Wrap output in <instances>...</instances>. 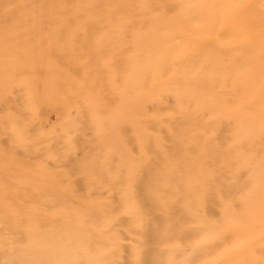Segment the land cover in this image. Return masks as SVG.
Masks as SVG:
<instances>
[{"label": "rangeland", "instance_id": "374dc122", "mask_svg": "<svg viewBox=\"0 0 264 264\" xmlns=\"http://www.w3.org/2000/svg\"><path fill=\"white\" fill-rule=\"evenodd\" d=\"M201 1L150 20L199 11ZM211 2L219 6L207 22L218 31L189 49L175 38L186 55L163 70L154 56L149 73L159 83L145 92L110 68L96 88L86 76L97 73L63 62L79 61L83 44L116 42L106 56L136 55L137 35L122 21L117 35L103 36L88 16L49 24L58 38L48 41L70 47L71 59L41 62L19 47L3 69L0 55V264H264V0ZM62 25L68 37L55 34ZM13 26L0 21L2 31ZM15 36L22 45L41 40L12 34L0 50ZM44 63L48 72L38 69ZM150 181L163 213L140 205Z\"/></svg>", "mask_w": 264, "mask_h": 264}, {"label": "bare ground", "instance_id": "6f19581e", "mask_svg": "<svg viewBox=\"0 0 264 264\" xmlns=\"http://www.w3.org/2000/svg\"><path fill=\"white\" fill-rule=\"evenodd\" d=\"M183 1L184 0H141L139 1L140 4H138V1L136 2L134 0H0V21H2L3 23L10 21L12 22V24H14V26L12 28H9V30L7 31H2L0 29L1 39L4 36H11L12 34H15L17 36H22L23 34L25 37L31 38V40L41 39L39 40V44L31 43L30 45L29 43L22 45L21 43L17 42L18 40H16V36L15 39H7V42L2 44L0 50V55L2 56L3 60H1V68H10L12 62H9V57L12 55L17 56L19 47H21L23 52L32 51V53L37 54L39 57L38 59L41 62H44L46 58L50 59V56L53 53H55L53 55L56 56L57 53H60L64 54L65 57H68L70 59L73 58V56H71V51H69L71 50L70 47L68 49V47H65V44L61 45L57 42H52L51 40V42L48 41V39H52L55 37L58 38L54 35V32L51 33L50 30L46 29V27L52 22L66 25L72 23L70 21L78 22L77 18L82 19L84 17L85 19V17L88 16L87 18H90L92 20H86H88L89 22H94L96 25H98V27H101L102 29L100 31H102L101 35L103 36V34L105 33H115L117 35L118 30L115 27V24L122 21L121 23L126 24L124 25L126 26V29H128V23L131 26L128 34L136 33L137 35V39H132L136 44H130L129 41V45H132V48L130 49L134 50V54L136 55H131V57H128L127 54L126 58L124 59L123 56L118 53L115 55L109 54L110 59H107L109 55H106L110 50L114 49V47L117 46L116 42L110 43L109 45L96 43L93 47L91 45L82 43L83 45H78V48H80V50H87H85V52L78 53L77 56H75L78 58V55L81 54V56L79 55L78 58L79 61L76 59L80 63L73 59L72 61L67 60L69 63H67L66 61L63 62H65L68 67L71 66L73 68H83V76H86V74L88 75V73H90L89 75H92L91 73L94 72L95 74L97 73L98 75L92 76L93 78H96L98 76L99 79L96 78L97 80L92 79L91 76V78L86 76V82H93V85H95L96 88H99L101 86L100 83H103V77L105 76V73H108V68H110L115 73L124 72L126 74V78L128 76V78H130L129 80H132L131 83L129 82V90L138 88L142 92H145L147 91V84L154 85L156 83H159V77L153 76L154 72L149 73V66H152V68H154L151 62V59H153L154 61V56H162V60L156 63V67L158 66L163 70L164 68L169 67V65L177 66L181 58L186 55L184 52V48L180 47L179 49H177V44L174 43L175 38L180 40L183 47L189 49L192 46L196 47L200 41H202L204 38H207L205 35H207L209 31H218L215 28L217 27L215 23H210L209 21L207 22L208 11L211 10L213 14L216 5L217 8L219 6L218 3L213 4L211 2L212 0H202L196 6L200 7L199 11L196 10V12H192V9L194 8L192 7L191 11H183L182 13L173 15L171 17L170 15H167V17L165 15L163 17H160L159 19L150 20L151 15L154 17V13L160 12L161 10H163V8H165L166 11H173L172 9L174 8V6ZM216 1L218 2L219 0ZM59 3H62L63 5V8H61L60 10L56 8V5ZM102 4L109 5V8L107 10H104L103 12H100ZM142 5H144L145 9L144 12L140 14L138 13V6ZM191 19H195L197 21L196 25L192 24ZM155 22H159L158 25ZM30 23H37L39 25H42L43 28H28L27 26H29ZM63 25L60 29H58V31H61L60 33L55 32L56 35L58 34L59 37L62 36V38L63 36L68 37V35H65L64 32H68L69 30L68 28L66 29ZM107 25L110 27H107ZM158 33H160L162 36L160 40H158V38L156 37V35H159ZM45 36H47V38H44ZM56 38L54 40L57 41ZM76 48L72 49V53L76 52V50L80 51ZM136 56L139 58L135 59ZM80 58H82V62L80 61ZM140 58L141 61H138ZM42 65L43 64H41V67H44L45 69H38H42L43 71L48 72V66H46V64L44 66ZM63 67H65V65ZM102 74L104 76H102ZM115 76L117 78L118 75L115 74ZM116 78V82L122 81ZM47 79L49 82L52 81L49 78ZM47 79H43L44 82H46ZM109 85H111L110 88L112 91H114L115 95H120L119 89H117L118 91L115 90V87L112 89L113 84L111 82H109ZM104 86L106 85L103 84L101 86V89H103ZM95 87L94 89H96ZM154 87H156V85H154ZM131 92L132 91H129L128 95H130ZM4 97L5 95H2V99ZM6 100H8V98ZM180 119L182 118H179V120ZM184 137L185 134L183 132L182 138ZM177 147L181 148L180 145H177ZM215 157L217 156H212L213 159H215ZM156 175L157 172L155 171V173L151 174V177L155 179ZM141 178L143 179V177L140 175L138 179ZM149 184L153 185V188L149 191V193L148 191L145 192V190H142L144 188L140 185L134 190V192H136L135 194H138L137 196H139L140 198L142 192H145V198L139 199L141 202L140 205L143 207V209L145 208L144 211H149L145 213L154 212L155 209H157L160 213H163V202L155 201L158 197V194H160V192L157 191L159 188H156V186H159L151 181ZM167 200L169 201V199ZM159 205H161L160 208ZM171 210H180V208L177 205L176 207L170 206V211ZM146 224L147 223H144V226ZM148 229L149 227L146 225V232L156 234L159 231L158 227H153L152 229H150V231H148ZM171 229L172 228H170L169 230Z\"/></svg>", "mask_w": 264, "mask_h": 264}]
</instances>
